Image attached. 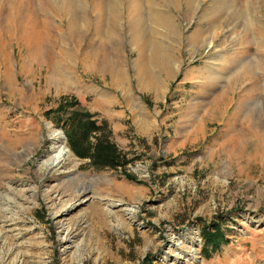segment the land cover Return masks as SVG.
<instances>
[{
  "label": "rangeland",
  "instance_id": "rangeland-1",
  "mask_svg": "<svg viewBox=\"0 0 264 264\" xmlns=\"http://www.w3.org/2000/svg\"><path fill=\"white\" fill-rule=\"evenodd\" d=\"M74 111L133 160L76 156ZM0 264H264V0H0Z\"/></svg>",
  "mask_w": 264,
  "mask_h": 264
},
{
  "label": "trees",
  "instance_id": "trees-1",
  "mask_svg": "<svg viewBox=\"0 0 264 264\" xmlns=\"http://www.w3.org/2000/svg\"><path fill=\"white\" fill-rule=\"evenodd\" d=\"M61 128L74 154L79 158L88 159L91 165L111 168L124 166L133 160L119 152L116 144L109 141L102 130L105 128V123H98L88 111L70 113L63 120ZM97 133H99L98 137L92 141V135ZM125 175L127 178L133 179L129 173H125ZM201 237L203 240L202 255L205 256L210 252L217 251L222 243L229 241L218 222L213 223L211 228L205 225L201 230ZM145 261L147 260L145 259Z\"/></svg>",
  "mask_w": 264,
  "mask_h": 264
},
{
  "label": "bare ground",
  "instance_id": "bare-ground-1",
  "mask_svg": "<svg viewBox=\"0 0 264 264\" xmlns=\"http://www.w3.org/2000/svg\"><path fill=\"white\" fill-rule=\"evenodd\" d=\"M163 14L164 13L159 11L158 8H157V10L150 11V13H149L150 23H156V22H160V21L166 20L167 17H166V15H163ZM151 28L148 30V35L149 36H150L151 33H153L151 31ZM46 127L49 129L48 138H49V140L51 142V145H50L51 151L48 153L47 158L49 160H54L56 157L62 156V155H65V154H67L68 158H71L73 155L70 152L69 148L67 147V145L65 143L64 136L61 133V131L60 130H56V129H52L50 127L49 123L46 124ZM112 184L114 186L113 190L116 193H124L126 195L131 196V194H132L131 190L125 184L116 183V182H113ZM83 195H84V192H82V193L81 192H77V193H75L73 195V199L76 202ZM67 214H70V212H68ZM82 220L83 219H80L79 221H70L69 223H67V227H66L67 239L74 237L78 233H82V231H83L82 223H81Z\"/></svg>",
  "mask_w": 264,
  "mask_h": 264
}]
</instances>
